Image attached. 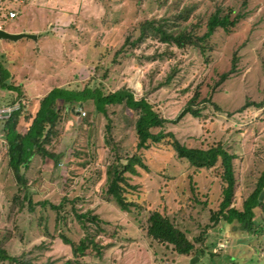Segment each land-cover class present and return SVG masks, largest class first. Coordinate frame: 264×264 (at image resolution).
<instances>
[{"label": "rangeland", "instance_id": "rangeland-1", "mask_svg": "<svg viewBox=\"0 0 264 264\" xmlns=\"http://www.w3.org/2000/svg\"><path fill=\"white\" fill-rule=\"evenodd\" d=\"M186 8L190 11L186 20L176 21L175 16ZM217 8L222 15L241 17L228 32L218 28L203 52L151 37L133 49L124 45L126 40L138 38L141 23L151 20L165 19L171 29L192 24L194 34L201 35L208 16ZM9 12L16 16L9 18ZM0 29L38 32L35 41L0 40L5 81L18 88L27 102L26 118L17 126L20 133L26 130L38 100L52 88H82L87 81L105 93L126 87L135 98L144 96L158 109L168 120L163 132L172 133L180 144L206 148L219 141L236 156L231 206L239 208L254 191L264 168V103L262 108L253 105L247 109L245 104H258L264 97V0H3ZM122 46L124 53L116 54ZM233 54L235 73L214 87L219 76L230 69ZM195 92L203 118L186 115L172 123ZM15 97V91L0 87V103ZM208 97L219 111L201 103ZM78 111H61L49 147L57 155L58 166L34 157L24 172L33 211L26 202L20 208L24 190L18 191L7 167L6 149L0 145V247L7 254L24 255L32 264L69 260L72 264H190L194 258L193 264H264L260 209H255L258 233L250 239L242 238L238 231L226 237L230 227L222 221L214 226L210 220L225 187L219 164L195 171L176 157L168 143L137 151L135 114L121 106H108L106 115L95 117L92 106L85 105L83 119ZM107 124L113 139L110 144L105 142ZM113 143L122 158L138 153L147 168L137 166L136 176L126 174L133 187L127 189L128 199L145 209L122 212L105 199V169L114 158ZM64 197L69 202L67 210L71 206L78 214L89 210L107 225L98 232L95 224L87 222L85 230L72 213L56 221V212L49 205L34 206L42 201L58 205ZM154 210L169 218L203 254L183 257L152 242L143 226ZM61 233L75 243L95 234L109 247L101 257L75 258L72 248L62 243Z\"/></svg>", "mask_w": 264, "mask_h": 264}, {"label": "trees", "instance_id": "trees-1", "mask_svg": "<svg viewBox=\"0 0 264 264\" xmlns=\"http://www.w3.org/2000/svg\"><path fill=\"white\" fill-rule=\"evenodd\" d=\"M189 12L187 8L180 11L175 16L176 21L186 20ZM240 17V15H236L234 18H230L229 14L222 15V9L217 8L208 16L204 25V32L201 35L194 34L192 24H190V27L183 25L171 29L167 27V20L165 19L146 21L139 25L140 35L138 38L133 41L126 40L124 45H129L133 49L135 45L141 43L147 37H151L158 39L161 43L174 45L178 48L193 46L203 52L204 44H206L218 28L228 32L230 28L236 25ZM122 52L124 53L123 46L116 54ZM236 62V56L233 54L230 69L228 72L222 73L219 76L214 87L224 81L230 74L235 73ZM172 75L173 72L166 78L165 83L170 81ZM103 77H105V74ZM90 83V81H87L82 88H52L38 100L37 108L34 114L30 116V122L23 133L19 132L17 126L20 119L26 118L25 115L23 116L24 106L20 111L12 114L10 119L0 127V131L4 133V139L7 143L5 150L7 167L18 185V191L24 190V194L20 199V208L23 207V202H26L29 211H33V203L28 195L27 181L24 177V172L28 170L32 159L34 157H40L42 160H49L54 167L59 164L57 155L49 147L56 133L61 111L64 110L68 114H71L76 109H83L85 105H91V113L97 117L99 114L106 115V108L108 106H121L135 114L133 131L135 149L137 151L146 150L151 145L168 143L175 152L176 157L184 160L195 171L210 169L219 164L225 187L222 190V199L218 209L210 213V220L214 226L221 221L224 222L231 229V233L227 231L225 234L226 237L228 236L230 238L231 234H235L232 232L235 231H238L239 235L244 239H250L258 233L260 225L255 221V209H260L262 212L261 223H264V199L262 201L258 200L259 194L264 191V168L258 177L254 191L242 201L239 208L231 206L235 185L232 164L236 157L234 154L229 153L219 141L209 144L206 148L189 147L180 144L172 133L163 132L162 128L168 123V120L162 118L158 109L147 98L144 96L135 98L133 91L126 87L105 93L102 88L91 85ZM0 87L9 91H15L17 98H21L22 96L18 88L10 83H6L1 66ZM198 98V92L193 93L172 123L178 122L186 115L194 119L203 118L201 116L202 107H199V102H197ZM204 102L209 103L214 110H220L209 97L201 100V103ZM263 103L264 97L258 104H245V108H251L253 105L256 108H262ZM155 129L160 130L154 133L153 130ZM112 140L111 129L109 124H107L105 142L110 144L113 142ZM113 145V148H116L114 158L105 169L106 181L103 190L105 199L107 202L115 203L122 212H129L132 208L145 209L144 205L128 199L126 194L127 189H132L133 187L128 184L126 174L136 176L137 166L145 170L147 168L138 153H133L130 156L122 158L118 147L114 143ZM67 203L69 202L64 197L58 205L42 201L36 203L34 206L40 205L45 207L49 205L50 209L56 212V221H59V219L65 220L67 215L72 213L85 230L87 229L85 226L87 222L95 224L98 232L102 231V225H107L96 216L91 215L89 210L80 214L76 212L74 206H71L70 210H67L65 208ZM143 230L152 242L170 248L173 253L179 256L187 257L192 254L194 256H201L203 254L201 250H195L192 241L187 238L183 231L158 211L154 210L149 212ZM59 237L62 243L72 248L75 258L101 257L103 251L109 247L108 245L101 244L95 234L86 236L77 243L67 238L63 233L59 234ZM2 262H8L9 264H32L31 259L25 258L24 255L11 256L0 247V263ZM64 264H72V261H65Z\"/></svg>", "mask_w": 264, "mask_h": 264}, {"label": "built area", "instance_id": "built-area-1", "mask_svg": "<svg viewBox=\"0 0 264 264\" xmlns=\"http://www.w3.org/2000/svg\"><path fill=\"white\" fill-rule=\"evenodd\" d=\"M16 16L15 12H9L8 17L14 18ZM27 102L22 98L15 97L13 101L7 103H0V127L10 119L12 114L15 112L20 111V109L24 106L26 107ZM78 114L80 117H85V112L82 109H79ZM0 145L3 146L5 149L7 148L6 141L4 139V133L0 131ZM220 248H224V244H219Z\"/></svg>", "mask_w": 264, "mask_h": 264}, {"label": "water", "instance_id": "water-1", "mask_svg": "<svg viewBox=\"0 0 264 264\" xmlns=\"http://www.w3.org/2000/svg\"><path fill=\"white\" fill-rule=\"evenodd\" d=\"M23 38H27V39L35 41L38 38V35L27 34V33H24V32H22V33H8L6 31L0 29V40H8V41L15 42V41H17L19 39H23ZM263 198H264V191H262L259 194L258 200L262 201ZM196 260H197V258H194V259L190 260V264L195 263Z\"/></svg>", "mask_w": 264, "mask_h": 264}, {"label": "crops", "instance_id": "crops-1", "mask_svg": "<svg viewBox=\"0 0 264 264\" xmlns=\"http://www.w3.org/2000/svg\"><path fill=\"white\" fill-rule=\"evenodd\" d=\"M3 3V0H0V4H2ZM4 3H6V2H4ZM7 32V31H6ZM9 33V32H8ZM13 33H22V32H13ZM25 33V32H24ZM31 34H38V32H35V31H32V32H30Z\"/></svg>", "mask_w": 264, "mask_h": 264}]
</instances>
